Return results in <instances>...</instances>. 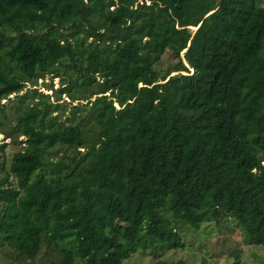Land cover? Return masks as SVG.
Here are the masks:
<instances>
[{
    "label": "trees",
    "instance_id": "trees-1",
    "mask_svg": "<svg viewBox=\"0 0 264 264\" xmlns=\"http://www.w3.org/2000/svg\"><path fill=\"white\" fill-rule=\"evenodd\" d=\"M168 50L176 62L162 71ZM45 75L60 77L56 103L21 93ZM12 94L0 248L17 261L47 245L53 264H130L182 247L179 222L225 217L264 247L260 0H0V113ZM63 94L96 97L61 122Z\"/></svg>",
    "mask_w": 264,
    "mask_h": 264
},
{
    "label": "rangeland",
    "instance_id": "rangeland-1",
    "mask_svg": "<svg viewBox=\"0 0 264 264\" xmlns=\"http://www.w3.org/2000/svg\"><path fill=\"white\" fill-rule=\"evenodd\" d=\"M264 6V0H260ZM176 62V57L173 55L172 50H168L156 61L155 66L159 67L162 71L173 66ZM173 73V72H171ZM60 85V77L51 78L50 75L39 77L36 83L27 82L26 87L22 92H25L28 88H37L39 92L50 95L51 102L57 101V94L55 90ZM98 95V94H97ZM16 97V94H12L11 99L4 100L3 103L7 106L5 113H0V143L5 141L9 143V138L5 139L4 134L7 132L12 124L15 122L14 107H10L12 100ZM96 94L91 98H85L84 100H77L72 102L67 94L62 95V99L59 103L60 106L53 115H56L61 122H66L70 119L72 113V106L76 104L88 103L90 99H95ZM41 97H32L31 95L25 99L27 102H37ZM44 101H47L44 98ZM72 102V103H71ZM118 106V103H116ZM22 138V136H20ZM5 139V140H3ZM19 148V143L9 145L6 148V161L7 167L10 165V157L12 151ZM170 222L174 224V219L170 214H167ZM179 231L182 233L184 245L182 247L161 251L157 254L151 253L150 249L139 250L134 253L128 260L130 264H155L159 257L168 259L184 258L188 264H231L236 259L238 264H264V247L253 244L245 239V235L241 231L240 227L236 225L233 217H225L219 220V222L213 220L201 223L197 229L187 228L185 225L178 223ZM61 247L66 246L72 248L74 243L72 241H61ZM14 249L9 246L0 248V264H22L15 259L13 255ZM238 255V257L236 256ZM60 254L52 249H48L47 245H43L42 253L35 260L30 261V264H53L59 258ZM81 264V262L77 263Z\"/></svg>",
    "mask_w": 264,
    "mask_h": 264
},
{
    "label": "water",
    "instance_id": "water-1",
    "mask_svg": "<svg viewBox=\"0 0 264 264\" xmlns=\"http://www.w3.org/2000/svg\"><path fill=\"white\" fill-rule=\"evenodd\" d=\"M190 27H192V26H190ZM195 29V31L198 29V28H194ZM187 64V63H186ZM177 71H174L173 73H176ZM173 73H171V74H173Z\"/></svg>",
    "mask_w": 264,
    "mask_h": 264
}]
</instances>
